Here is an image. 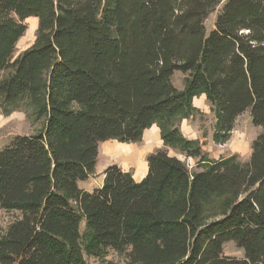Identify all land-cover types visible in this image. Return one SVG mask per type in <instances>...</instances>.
<instances>
[{"label":"trees","instance_id":"1","mask_svg":"<svg viewBox=\"0 0 264 264\" xmlns=\"http://www.w3.org/2000/svg\"><path fill=\"white\" fill-rule=\"evenodd\" d=\"M29 18L35 40L14 57ZM201 95L215 141L244 112L260 128L245 163L209 161L182 135ZM0 100L6 116L25 100L43 121L0 149V209L12 215L0 264H110V250L126 264H264V0H0ZM154 124L163 148L141 181L113 164L100 187L78 186L100 144L140 142ZM228 242L242 259L223 254Z\"/></svg>","mask_w":264,"mask_h":264},{"label":"rangeland","instance_id":"2","mask_svg":"<svg viewBox=\"0 0 264 264\" xmlns=\"http://www.w3.org/2000/svg\"><path fill=\"white\" fill-rule=\"evenodd\" d=\"M222 5L217 6L212 13H210L205 20V29L208 33L215 22L217 14L220 12ZM27 29L24 35L18 40L14 57L20 52L30 47L34 40L37 29V20L29 18L25 20ZM5 75L1 74V76ZM172 84L178 89L182 90L184 85V75L180 72H175L171 78ZM6 106L2 104L0 100V149L7 145L15 136H26L37 132L43 121L37 120L33 112V108L25 100L18 102L16 108L12 110L9 115H4V108ZM198 110V109H197ZM187 123V125L185 124ZM178 124V122H177ZM186 131L196 136L201 144V148L207 155V160L215 161L228 156H235L237 161L245 163L251 153V144L255 137L259 134L260 128L254 127L251 123L249 112H244L238 116L233 124V129L229 134L226 141H215L213 138L216 132L215 117L212 112L211 105L206 101V108L204 110H198L193 115L182 120L180 123ZM192 130V132L190 131ZM144 136L140 142L128 143L127 145L119 143L115 140H110L99 145L98 158L94 168V172L91 176L81 184L83 189L93 190L98 187L103 178V172L110 165H117L122 170H129L131 173L136 172L135 177L140 178L145 172L147 162L145 161L147 156L159 148L149 149L148 144L144 145ZM147 142V141H146ZM168 155L178 158L183 161L188 169L191 171H198L197 159L186 158L183 154L176 150L167 149ZM12 221V215L4 212L0 209V233H2L9 222ZM83 230V224L81 225V231ZM223 254L225 256L242 259L244 257L243 251L238 249L234 243L228 242L223 246ZM104 261L110 264H126L127 259L125 254H118L114 251H108L104 257ZM87 262L89 264H101V261L97 258L88 257Z\"/></svg>","mask_w":264,"mask_h":264},{"label":"crops","instance_id":"3","mask_svg":"<svg viewBox=\"0 0 264 264\" xmlns=\"http://www.w3.org/2000/svg\"><path fill=\"white\" fill-rule=\"evenodd\" d=\"M192 106L198 110H204L206 108V99H205V96L204 95H201L199 97H195L193 98L192 100ZM187 125V123H185ZM187 128V126H186ZM185 128V129H186ZM183 127V124L181 125V133L182 135L189 139V140H196V136L195 135H191L192 133H190L189 131H186ZM190 131L192 132V130L190 129ZM143 136H144V139H146V141H144V145L146 143H149L148 144V147L149 149H147V151H151L152 149H155V148H159L160 146H163V143H162V140L160 139V133H159V129L158 127L154 124L152 125L150 128L146 129L143 133ZM142 136V137H143ZM143 139V140H144ZM125 145H127L126 143H123ZM229 157V156H228ZM226 158V157H225ZM146 161V160H145ZM125 171H129V170H125ZM147 173V167L145 168V172L143 173V175L140 177V178H136L135 177V174L136 172L132 173V176H133V179L136 181V182H139L141 181L145 175ZM102 181H103V178H102ZM102 181L101 183L98 185V187L101 186L102 184ZM85 182V181H84ZM84 182H79L78 186L83 189V187H81V184L84 183ZM85 191H90L88 189H83ZM92 191V190H91Z\"/></svg>","mask_w":264,"mask_h":264}]
</instances>
